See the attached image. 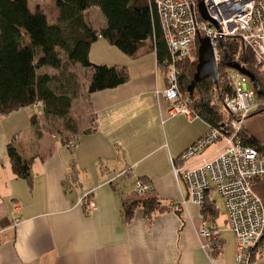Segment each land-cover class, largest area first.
Listing matches in <instances>:
<instances>
[{"label": "crops", "instance_id": "crops-1", "mask_svg": "<svg viewBox=\"0 0 264 264\" xmlns=\"http://www.w3.org/2000/svg\"><path fill=\"white\" fill-rule=\"evenodd\" d=\"M46 17L54 24L57 12ZM103 22L101 16V26ZM89 60L123 66L129 80L86 96V118L74 120L78 137L72 149L62 140L68 132L60 135L47 129L40 105L0 121V264H237L234 236L217 222L218 215L212 221L220 248L213 253L205 248L199 231L207 220L189 201L182 177L173 173L174 165L193 169L213 160L223 142L188 161L180 160L209 126L199 118L167 115L161 96L165 79L153 52L130 59L98 39ZM85 75L84 86L90 77L88 71ZM263 113L252 114L243 128L264 147V131L260 135L251 130L256 123L251 118ZM33 117L39 124L38 136ZM15 136L21 155L31 161V187L13 175L7 160L6 145ZM135 180L150 184L167 211L149 222L137 210L131 223L124 224L121 205L136 197ZM85 193H91L95 202L88 214L77 205ZM174 204L179 211L169 210ZM253 264H264V257Z\"/></svg>", "mask_w": 264, "mask_h": 264}, {"label": "trees", "instance_id": "trees-1", "mask_svg": "<svg viewBox=\"0 0 264 264\" xmlns=\"http://www.w3.org/2000/svg\"><path fill=\"white\" fill-rule=\"evenodd\" d=\"M93 8L98 9L104 21L99 28L94 27L86 15ZM56 11V22L50 24L40 8L30 9L28 0H0V121L34 105L42 107L46 119L70 117L78 82L69 68L79 67L89 72V81L84 86L86 95L126 83L129 74L125 67L95 65L89 60L91 46L98 39H103L130 59L153 52L157 70L165 79L171 55L156 10L148 0H56ZM199 39L193 44L190 58L176 64L178 88L188 96L192 114L207 123L210 129H218L222 116L210 107V98L215 85L228 89L225 83L228 65L239 64L250 72L260 90H264V71L255 66L253 54L238 38L226 39L222 41L221 63L217 68L218 83L212 84L208 80L198 83L189 95L188 88L198 60ZM31 125L38 136L40 129L36 117L31 119ZM67 126L61 132H54L69 133L62 139L64 146L78 137L76 129L72 131ZM238 136L244 146L264 154V147L246 129L242 128ZM6 156L13 175L31 187V161L21 155L16 136L6 145ZM254 191L264 205V182H256ZM137 210L151 222L167 208L160 204L153 191L144 196L136 195L121 205L123 223L130 224ZM201 210L205 220L218 215L215 203L210 200H205Z\"/></svg>", "mask_w": 264, "mask_h": 264}, {"label": "built area", "instance_id": "built-area-1", "mask_svg": "<svg viewBox=\"0 0 264 264\" xmlns=\"http://www.w3.org/2000/svg\"><path fill=\"white\" fill-rule=\"evenodd\" d=\"M198 3L203 5L210 21L201 18ZM148 4L156 10L171 55L161 93L169 117L196 118L189 108L188 96L178 88L176 64L190 58L197 38L209 40L217 68L221 63L222 41L238 38L253 54L255 66L264 71V0H148ZM218 80L219 77L217 83ZM225 83L228 89L215 85L210 98V107L222 116L219 128H209L207 134L182 153L180 160L188 161L217 142H223L221 150L213 160L204 161L197 168L174 165L173 173L182 177L189 201L199 208L202 209L205 200L216 204L218 198L222 199L226 221L234 236L236 262L253 264L264 257V205L254 191L256 182H264V154L244 146L238 133L252 114L264 109V90L258 95L257 89H250L248 77L230 68ZM256 94L261 97L259 103L253 102ZM74 144L70 141L66 147L72 149ZM133 187L138 196L151 191L150 184L140 180H135ZM77 205L85 214L95 209L91 193L78 198ZM14 207L17 211L18 207ZM169 210L179 211V206L171 205ZM17 221L16 218L14 224ZM199 236L206 240L209 253L220 248L219 231L212 219L203 221Z\"/></svg>", "mask_w": 264, "mask_h": 264}, {"label": "rangeland", "instance_id": "rangeland-1", "mask_svg": "<svg viewBox=\"0 0 264 264\" xmlns=\"http://www.w3.org/2000/svg\"><path fill=\"white\" fill-rule=\"evenodd\" d=\"M29 7L31 10H34L35 8H40L49 19L53 18L56 15V0H28ZM96 9V8H95ZM101 13L98 11V9L91 11L90 14H88V20L89 22L96 28H99L101 26ZM69 72L75 76L77 80V95L74 98L72 102V108L70 112V117L64 118L62 120H52V119H46L47 120V129L51 132H61L68 124V128H71L72 131L75 130L74 125L76 126V123H79V121L85 120L86 116V93L84 91V83L87 81V76L85 75V72L79 67H73L69 68ZM68 73V72H67ZM87 74V73H86ZM250 89L254 91V87L252 82L248 79ZM261 101V97H259L257 94L253 99V102L259 103ZM38 112L42 113V110L39 109ZM261 116L264 117V113L260 114L258 116H253L251 119H255L256 123L251 128L252 131H254L257 134L262 135V131H264V120L261 118ZM69 118V119H68ZM75 120V121H74ZM70 124V125H69ZM71 124H74L73 126ZM74 129V130H73ZM77 134V131H76ZM216 208H218V218L217 222L221 224H225L227 228H230L228 223H224L223 220L226 219V211L224 207V203L221 198H218L216 201Z\"/></svg>", "mask_w": 264, "mask_h": 264}, {"label": "water", "instance_id": "water-1", "mask_svg": "<svg viewBox=\"0 0 264 264\" xmlns=\"http://www.w3.org/2000/svg\"><path fill=\"white\" fill-rule=\"evenodd\" d=\"M198 12L203 20L210 21L201 3H198ZM228 67L248 77V79L254 84V88L257 89L258 95H261V90L258 88L257 82L250 72L245 70L239 64L235 63L229 64ZM217 78L218 71L214 62L213 51L210 42L207 38H200L198 41V60L196 71L192 83L188 88V94H192L193 88L196 84L206 80L210 81L212 84H216Z\"/></svg>", "mask_w": 264, "mask_h": 264}]
</instances>
